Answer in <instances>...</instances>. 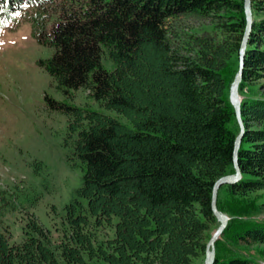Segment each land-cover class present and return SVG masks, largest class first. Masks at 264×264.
<instances>
[{
    "label": "trees",
    "instance_id": "obj_1",
    "mask_svg": "<svg viewBox=\"0 0 264 264\" xmlns=\"http://www.w3.org/2000/svg\"><path fill=\"white\" fill-rule=\"evenodd\" d=\"M243 6L244 0H0V30L28 22L32 37L54 49L37 63L63 94L83 89L126 119L45 97L70 116L81 183L64 207L56 242L28 210L19 240L0 223V264H191L205 253L217 223L214 184L235 172L239 126L227 72L233 59L238 71ZM251 10L239 85L241 179L218 190L216 206L225 215L222 193L230 199L264 191V98L245 94L264 87V0H251ZM176 15L207 19L214 34L178 33L176 45L168 26ZM254 214L229 215L214 246L231 224L238 227L235 241L264 246V218ZM105 228L112 236L99 240ZM214 264L259 263L236 255L220 260L215 251Z\"/></svg>",
    "mask_w": 264,
    "mask_h": 264
},
{
    "label": "rangeland",
    "instance_id": "obj_2",
    "mask_svg": "<svg viewBox=\"0 0 264 264\" xmlns=\"http://www.w3.org/2000/svg\"><path fill=\"white\" fill-rule=\"evenodd\" d=\"M168 26L176 45L178 33L214 34L209 20L194 15H176L169 19ZM53 52V48L40 45L32 37L28 22L17 26L8 22L0 30V223L15 240L21 236L28 210L50 230L53 241H58L64 207L80 186L83 174L72 155V140L68 138L70 116L51 109L45 97L126 123L122 115L100 105L83 89L72 91L70 96L63 94L37 63L50 58ZM103 64L106 69H112L106 57ZM236 69L233 59L227 72L230 86ZM248 93L264 98V87L252 88L245 94ZM5 201L8 205H4ZM261 203H264V191L230 199L222 193L220 198L227 217L242 209L245 214L257 213L252 217L262 219L264 209H258ZM218 227L217 222L207 233L208 241ZM237 230L238 227L231 224L221 242L214 246L218 258L224 260L236 255L264 264V246L238 243L234 239ZM111 236L109 229L98 230L99 240ZM204 260L205 253L192 259L191 264H204ZM91 264L103 263L93 261Z\"/></svg>",
    "mask_w": 264,
    "mask_h": 264
},
{
    "label": "water",
    "instance_id": "obj_3",
    "mask_svg": "<svg viewBox=\"0 0 264 264\" xmlns=\"http://www.w3.org/2000/svg\"><path fill=\"white\" fill-rule=\"evenodd\" d=\"M243 9H244V15H245V20H246V28H245V32H244L241 45H240V49H239V53H238V71L229 89V102L234 109L236 121L239 126V134L236 137L235 142H234L233 156H232V164H233V168L235 172L233 175L221 177L214 184V187L212 190L211 209H212L215 219L219 223V227L216 229V231L213 233L212 237L206 244L204 264H214L215 262L214 244L218 240V238L221 236L225 228L227 227L228 220H229L227 215H225L222 212H219L217 209L216 200H217L218 190L223 185H233L241 179V172H240L239 164H238V153L240 150L242 138L245 133V126L241 119V101H240V96H239V85L242 81L243 70H244V58H245L248 38H249L251 29H252V24H253L251 0H244ZM209 252L211 253L210 255H209Z\"/></svg>",
    "mask_w": 264,
    "mask_h": 264
},
{
    "label": "bare ground",
    "instance_id": "obj_4",
    "mask_svg": "<svg viewBox=\"0 0 264 264\" xmlns=\"http://www.w3.org/2000/svg\"><path fill=\"white\" fill-rule=\"evenodd\" d=\"M211 253L209 252V255H210Z\"/></svg>",
    "mask_w": 264,
    "mask_h": 264
}]
</instances>
